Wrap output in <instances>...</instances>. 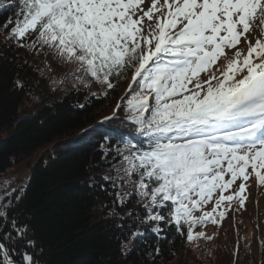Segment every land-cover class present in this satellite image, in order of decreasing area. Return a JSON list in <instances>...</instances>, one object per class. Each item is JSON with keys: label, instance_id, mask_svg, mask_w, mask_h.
Listing matches in <instances>:
<instances>
[{"label": "snow or ice", "instance_id": "6c2138e0", "mask_svg": "<svg viewBox=\"0 0 264 264\" xmlns=\"http://www.w3.org/2000/svg\"><path fill=\"white\" fill-rule=\"evenodd\" d=\"M8 7L14 11L4 24L6 41L47 49L46 57L72 65L64 79L112 90L131 74L111 118L124 111L137 139L105 154L112 167L102 176L129 186L121 205L138 197L146 212L125 213L137 230L125 233L123 255L144 235L141 227L162 239L160 222L175 224L181 235L187 225L189 241L205 237L193 228L217 224V215L223 220L234 200L244 208L251 175L264 187V0H13ZM0 185V264H43L29 225L19 213L9 215L23 188L7 179ZM110 214L122 219L115 209Z\"/></svg>", "mask_w": 264, "mask_h": 264}, {"label": "trees", "instance_id": "16d2710c", "mask_svg": "<svg viewBox=\"0 0 264 264\" xmlns=\"http://www.w3.org/2000/svg\"><path fill=\"white\" fill-rule=\"evenodd\" d=\"M12 2L0 0V181L7 179L11 188H23L22 194L16 193L21 199L9 215L19 213L29 225L36 249H42L38 258L43 264H197L200 254L224 256L227 264H250L245 234H235L234 239L226 234L225 244L209 245L214 236L189 241L187 225H181V235L175 224L165 226L164 222H160L162 239L141 227L144 235L132 238L131 252L121 253V242L129 243L125 233L137 230L135 217L125 213L134 209L143 218L146 212L136 202L138 197H128L126 206L121 205L119 196L130 191L129 186L117 183L114 187L102 176L112 167L105 162V154L137 139L124 111L111 118L131 74L115 82L112 90L97 83L84 87L72 76L64 79L72 65L46 57L47 49L37 52L6 41L4 24L13 14L8 7ZM90 176L95 179L91 186ZM213 204L204 210L211 211ZM112 209L122 219L114 218ZM211 225L217 231L222 223L197 224L193 233ZM148 247L153 255L146 253Z\"/></svg>", "mask_w": 264, "mask_h": 264}, {"label": "rangeland", "instance_id": "374dc122", "mask_svg": "<svg viewBox=\"0 0 264 264\" xmlns=\"http://www.w3.org/2000/svg\"><path fill=\"white\" fill-rule=\"evenodd\" d=\"M240 47L246 53L247 45L242 43ZM202 78L206 79L207 77L202 74ZM240 182V180H237L233 187H236ZM246 183L248 186L246 192L248 198L245 201V207L238 208V205H232V209L228 210V213L226 212L223 220H220L218 216L219 225L220 223L222 225L220 227H218L219 225L217 226V231L211 225L203 232L205 236L215 237V241L209 245L216 242L221 245L225 244L226 234L232 239H234L235 234H245L246 242L250 243V264H261L262 259H264V239H261L264 234V187L258 188L256 179H253L252 176H250V180ZM210 256H213L212 253ZM198 259L200 261L198 260L197 264H227V258L220 255L207 258L200 254Z\"/></svg>", "mask_w": 264, "mask_h": 264}, {"label": "bare ground", "instance_id": "6f19581e", "mask_svg": "<svg viewBox=\"0 0 264 264\" xmlns=\"http://www.w3.org/2000/svg\"><path fill=\"white\" fill-rule=\"evenodd\" d=\"M262 240L264 239V234L262 235V238H261Z\"/></svg>", "mask_w": 264, "mask_h": 264}]
</instances>
